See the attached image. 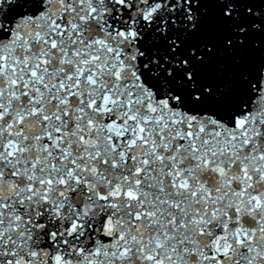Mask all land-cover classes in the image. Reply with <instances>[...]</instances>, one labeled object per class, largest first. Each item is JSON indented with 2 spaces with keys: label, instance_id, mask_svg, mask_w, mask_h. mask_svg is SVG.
I'll return each instance as SVG.
<instances>
[{
  "label": "snow or ice",
  "instance_id": "obj_1",
  "mask_svg": "<svg viewBox=\"0 0 264 264\" xmlns=\"http://www.w3.org/2000/svg\"><path fill=\"white\" fill-rule=\"evenodd\" d=\"M0 264H264V0H0Z\"/></svg>",
  "mask_w": 264,
  "mask_h": 264
}]
</instances>
